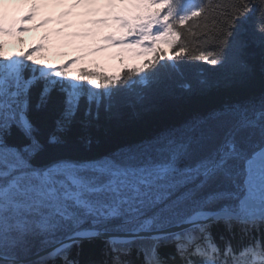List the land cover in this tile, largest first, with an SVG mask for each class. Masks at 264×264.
<instances>
[{
    "label": "snow or ice",
    "instance_id": "obj_1",
    "mask_svg": "<svg viewBox=\"0 0 264 264\" xmlns=\"http://www.w3.org/2000/svg\"><path fill=\"white\" fill-rule=\"evenodd\" d=\"M36 2L32 0L27 15L9 21L4 0H0V37L31 32L33 29L19 25L35 18ZM47 2L62 5L69 0ZM81 7L90 10L88 15L98 17L88 23L115 25L122 33L104 36L92 54L119 46L127 50L141 48L135 53L140 56L156 51L143 46L144 41H163L177 49L170 57L173 61L188 55L217 65L250 15H255L256 30L264 37V0H70V9L61 16H70L73 9ZM47 23L51 21L44 20L36 27ZM127 36L136 39L126 43ZM195 36L206 37L204 43L213 41L216 50L201 45L189 51V38ZM4 47L0 42V264H25L22 257L29 251L30 239L44 237L42 243L47 245L61 233L63 239L55 240L58 246L37 264L54 258H63L64 264H80L68 259V250L109 232L119 235L105 241V254L111 259L102 264H132L123 257L130 255L132 244L145 239L149 243L139 250L142 264H264V244L260 241L239 252L225 241L221 249L209 231L213 223H223L229 231L238 224L244 232L264 225V98L258 104L226 106L181 130L97 161L57 160L33 165L31 159L45 148L33 134L29 119L34 97L37 108L49 105L52 93L60 86L64 109L57 120V131H62L85 95L89 105L86 115L91 114L93 103L99 108L102 99L110 102L109 107L125 103L118 93L132 91L135 84H147L152 76L174 68L175 63L160 64L164 59L161 55L123 74L81 70L80 75L72 77L77 83L64 87L65 72L51 65L37 66L40 61L32 59L30 52L7 55ZM42 48L37 45L33 51ZM81 81L104 91L93 92ZM136 98L142 99V93L137 92ZM13 127L29 143L9 145L7 137ZM59 142L55 133L46 141L48 145ZM206 143L213 145L212 150L194 167L179 166L181 160L190 158ZM221 178L232 181L234 190L210 191L197 198L200 190ZM225 200L235 204L206 210L210 203ZM85 221L93 226L82 228ZM168 246L175 251L164 259L159 250Z\"/></svg>",
    "mask_w": 264,
    "mask_h": 264
},
{
    "label": "trees",
    "instance_id": "obj_2",
    "mask_svg": "<svg viewBox=\"0 0 264 264\" xmlns=\"http://www.w3.org/2000/svg\"><path fill=\"white\" fill-rule=\"evenodd\" d=\"M256 25L255 15H250L247 20L241 23L235 39L224 49L221 54V63L217 65L191 59L188 55L175 57L173 61L170 57L177 49L163 41H158L152 46L156 49L155 52L146 53L140 57H144L146 61L152 60L153 57L159 58L158 51L162 45L166 44L170 47V51L167 54L162 53L164 59L160 60V64L175 63L174 68L165 69L152 76L147 84L133 85L132 91L118 93L117 97L124 98L125 103L113 104L109 107L110 102L107 99H102L99 108L93 103L90 115H86L89 105L85 95L80 100V106L75 116L62 131H57V120L61 118L64 109L62 103L64 93L61 92L60 86L57 85L56 90L52 93L53 102L49 105L37 108L34 97L29 110V119L35 129L33 134L45 145V148L42 153L31 159V163L41 165L57 160L97 161L129 147L154 141L167 133L181 130L193 120L206 119L211 114L222 111L226 106L258 104L261 98H264V37L257 32ZM205 39L204 36L190 37L189 51L198 49L201 45L206 50L215 51L216 43L211 40L204 43ZM183 40L184 37L181 38V42ZM95 47L96 44L93 45L89 42L84 48V56L92 54V49ZM141 50L136 49L133 53L121 51L120 59L124 61L122 63L124 69L121 74L142 66L128 67L129 60L137 57L135 53ZM43 54V52H37L36 58H40ZM72 61L75 63H71ZM86 61H89V58H83L82 62L79 57L68 58V61L57 69L64 72V69L69 66L75 72L77 65ZM81 70L110 75L104 71H90L88 68H80L77 75L81 74ZM65 74L62 79L65 81L64 87H67L73 82L67 77V73ZM146 74L145 72L140 75ZM134 79H139V77H134ZM79 83L86 85V88L93 92L104 91L102 88L95 89L91 85H87L86 81ZM137 92L142 93V99L137 100ZM52 133L59 137L60 142L48 145L46 141ZM7 142L16 147L29 143L15 127L11 129ZM212 147L211 143L204 144L190 158L181 160L179 166L181 168L194 167L200 159L210 153ZM190 187H194V185H190ZM215 190L233 191L234 185L232 181L221 178L209 187L200 190L197 198ZM229 204H235V201L212 202L207 205L206 210L217 211ZM92 226L91 221H85L81 225L84 229ZM209 231L213 242L221 249H223L225 241H230L233 249L237 252L242 249L241 246L246 245V240H242V235L237 234V229L229 231L224 225L215 224ZM262 235L264 236V234ZM43 239L44 237L30 239L29 251L23 257L54 244L55 240L63 239V234L51 238L54 242L47 245L42 243ZM253 241H260L264 244V237L258 238L257 234H254ZM148 243L149 241L142 240L131 245V249L134 247L131 255L139 254L136 263H142L143 255L139 250L141 247L147 246ZM164 250L167 253H172L168 249ZM105 252V241L85 242L74 247L69 260L80 262V264L85 261L102 264L103 261L111 259ZM123 259L127 260L126 257ZM57 260L62 261L60 258Z\"/></svg>",
    "mask_w": 264,
    "mask_h": 264
},
{
    "label": "rangeland",
    "instance_id": "obj_3",
    "mask_svg": "<svg viewBox=\"0 0 264 264\" xmlns=\"http://www.w3.org/2000/svg\"><path fill=\"white\" fill-rule=\"evenodd\" d=\"M18 3L22 6V7H24V10L25 11H29L30 9H31V6H32V0H27V2H26V0H18V2L16 3V6H18ZM37 3V2H36ZM19 7V6H18ZM97 7H100L99 5H97ZM58 14H60L61 13V9H62V5H58ZM16 9H19V8H15V7H13V8H11V10H16ZM101 15H102V13H101ZM43 35V34H42ZM28 37V39H34V38H37V37H40V36H34V35H29V36H27ZM52 45L53 46H55V47H57L58 48V46H59V44L58 43H56V42H54V43H52ZM29 50V49H31V47L29 46V45H26L24 48L23 47H21V46H14V45H12V44H7V47H6V50L4 51L6 54H8V55H15L16 53H19V52H21V51H23V50ZM27 50V51H28ZM8 51H9V53H8ZM61 60H60V58H58V54L57 53H54V52H52L51 53V55L46 59V60H44V63H43V65H51L53 68L56 66V64L58 63V62H60ZM109 71L110 72H114V73H117V72H119L120 71V69L119 68H117L116 66H114V65H112V66H110V68H109ZM48 261V260H47ZM37 262H39V261H35V263H33V264H37Z\"/></svg>",
    "mask_w": 264,
    "mask_h": 264
},
{
    "label": "bare ground",
    "instance_id": "obj_4",
    "mask_svg": "<svg viewBox=\"0 0 264 264\" xmlns=\"http://www.w3.org/2000/svg\"><path fill=\"white\" fill-rule=\"evenodd\" d=\"M232 229H237L238 230V235L239 234H241L242 235V240L244 239V240H246V245H251V244H253L254 242H253V235L254 234H257V237L258 238H262V237H264L262 234H264V229H262V227H260L258 230H259V232H255V231H253L254 229H252L251 231H249V232H244V231H242V229H239V227L238 226H236L235 224L233 225V227H232ZM233 237H234V235H233ZM245 245V246H246ZM240 248H243L242 246L240 247ZM170 257V256H169Z\"/></svg>",
    "mask_w": 264,
    "mask_h": 264
},
{
    "label": "water",
    "instance_id": "obj_5",
    "mask_svg": "<svg viewBox=\"0 0 264 264\" xmlns=\"http://www.w3.org/2000/svg\"><path fill=\"white\" fill-rule=\"evenodd\" d=\"M176 229H179V228H176ZM111 235H119V233H110V232H109V233H106V234H104V235H101V236L98 237V238H100V239H104V240H108L109 237H110ZM144 235L147 236L148 234L145 233Z\"/></svg>",
    "mask_w": 264,
    "mask_h": 264
}]
</instances>
